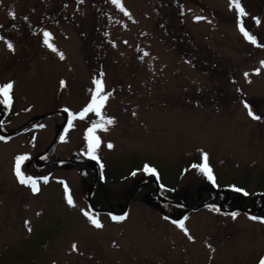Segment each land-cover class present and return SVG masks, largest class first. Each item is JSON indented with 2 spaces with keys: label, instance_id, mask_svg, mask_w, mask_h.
<instances>
[{
  "label": "rangeland",
  "instance_id": "obj_1",
  "mask_svg": "<svg viewBox=\"0 0 264 264\" xmlns=\"http://www.w3.org/2000/svg\"><path fill=\"white\" fill-rule=\"evenodd\" d=\"M241 5L243 17L230 0H0V85L13 84L10 105L0 95V127H25L0 139V264H260L264 206L233 209L264 193V0ZM101 73L111 95L100 115L79 118ZM93 122L104 125L98 160L88 155ZM204 153L214 183L199 171ZM84 155L91 169L104 164L105 181ZM18 156L29 175L44 174L39 192L15 181ZM146 165L162 196L142 181ZM175 201L190 210L171 217ZM111 205L126 218L99 211Z\"/></svg>",
  "mask_w": 264,
  "mask_h": 264
},
{
  "label": "snow or ice",
  "instance_id": "obj_2",
  "mask_svg": "<svg viewBox=\"0 0 264 264\" xmlns=\"http://www.w3.org/2000/svg\"><path fill=\"white\" fill-rule=\"evenodd\" d=\"M82 2V0H81ZM113 3L115 4H119V0H112ZM121 9H123V5H120ZM230 7H234L237 11L239 16L243 17L245 15H247V13L245 12V9L242 7L241 5V0H230ZM124 14L125 15H130L126 10H124ZM14 17V13L11 14ZM197 20H201V19H205L204 17H196ZM257 23H260L259 19H256ZM240 31L243 33L244 37L249 40L251 43L255 44L256 43V38L250 34L249 31H247L244 27V25L241 23L240 24ZM51 36L52 34L50 32L45 31L43 33V37H44V44L49 47L50 49H52L53 51H56V48L54 46V44L51 42ZM8 48L9 49H13V45L11 43H8ZM60 58L63 59L64 54L63 53H59ZM144 55H148V53H144ZM141 59H143V57H141ZM247 75V73L245 74ZM101 78L100 79H94V84H95V91H93L92 93V97H91V101L90 103L78 114L79 118H83L87 113L90 112H95L97 115L101 114V108L103 107V105L105 104V102L108 100V98L110 97L111 93H104V89H103V73L100 74ZM13 87V84L11 82H9L6 85H0V95L3 96V101L2 103L5 105H10L11 103V96H10V92L11 89ZM247 107V105H246ZM65 111H68L67 109H65ZM135 114V113H133ZM249 115L252 116L253 119H261L260 116L258 115H253L252 111L249 109ZM77 116L72 115L71 113L69 114V120H68V127L71 128L72 127V121L74 119H76ZM2 123V122H0ZM106 123L108 125H111L114 123V120L112 118H108ZM97 128H104L103 124H98L96 122L92 123V126L87 130L88 132V155L94 159V160H98V157L96 156V149L99 147L100 144V140L99 137H97L95 135V131ZM106 130V128H105ZM0 139H3V137H0ZM61 139H63V137H61ZM109 148L112 147L111 144L108 145ZM27 159V156H18L16 157V161H15V167H14V171L15 174L17 176V178L19 179V182L21 184H30L31 185V190L36 193L39 192V187L37 184V181L35 179H33L32 177H25L24 173L21 171V164L24 160ZM101 168H103V165H100ZM199 171L205 175L207 177V179L209 181H212L213 183L215 182V177L213 176V172L212 169L209 167L208 165V154L204 153L203 154V163L200 164L199 166ZM144 171L150 173V174H155L156 173V169L149 167V166H145ZM135 174V173H133ZM45 182L47 181V178H44ZM238 192H242V189L236 188L235 189ZM245 195H247V193L245 192ZM68 203L71 205L73 203L71 196H68ZM86 216H88L90 222L97 228H101L103 225L100 223V221L96 218V216L93 215H89L87 212L85 213ZM237 214L236 213H232L233 218H235ZM126 218V216H112L113 220H117V221H122ZM185 219H187L185 217ZM251 219L256 220L258 219L257 217L253 216L251 217ZM261 222H264V218H261ZM27 223V222H26ZM176 223V222H174ZM178 227H180L182 230H184L185 234L188 233V229L185 228L184 225V221L181 220L178 222ZM29 231H31V228L28 229ZM189 239H192L191 236L188 237ZM73 250H76V245L74 244L73 246ZM260 264H264V258H261Z\"/></svg>",
  "mask_w": 264,
  "mask_h": 264
},
{
  "label": "flooded vegetation",
  "instance_id": "obj_3",
  "mask_svg": "<svg viewBox=\"0 0 264 264\" xmlns=\"http://www.w3.org/2000/svg\"><path fill=\"white\" fill-rule=\"evenodd\" d=\"M25 127H20V128H18L17 130H15V131H13V137L14 136H16V135H18V134H21L22 132H23V129H24ZM84 162H86L88 165H89V160L88 159H84ZM91 163V162H90ZM97 169V168H96ZM89 170L92 172H96V179L94 180V182L97 180V175H98V170L96 171L95 169H91V166L89 165ZM21 171L24 173V175H25V177H32L33 179H35L36 181H37V183L38 182H40L41 180H42V176H44V174H41V175H39V176H36V175H29L27 172L28 171H24L23 169H21ZM13 172H15L14 170H13ZM14 177H15V181L17 182V183H19L20 185H22V186H24V187H28V185H25V184H21L20 182H19V179L17 178V176H16V174H14ZM17 179V180H16ZM157 193H158V191H157ZM230 197V196H229ZM258 198L260 199L259 201V203H254V204H252V205H250V206H245V207H242V206H237V209H233V211H237V212H239V211H244V212H247L248 211V213L250 212V213H253L254 211H256L257 209H261V208H263V206H264V193H261V192H258ZM222 201V200H221ZM220 201V202H221ZM256 201V198H255V200H254V202ZM215 202V200H211V199H204V198H201L200 200H199V203H198V206H200V207H205V206H208L210 203H214ZM175 203L176 204H178V205H181V206H177V208H179L178 209V212H177V216H171V217H175V218H178V217H180V216H178L179 214H181V215H183L182 214V212H187V211H189L190 209H189V207H187L186 205L185 206H183V204H185V202H181V201H175ZM125 208V207H124ZM176 208V209H177ZM191 208H194V207H191ZM101 210H103V211H106V212H110V211H115V208H114V206H109V207H107V206H102L101 207ZM123 209H121V210H119V211H122ZM192 210V209H191ZM227 210V209H226ZM103 211H100V212H103ZM116 213L118 212V211H115ZM167 212V211H166ZM237 212H235V213H237ZM109 219H112L110 216H109ZM106 237L108 238V239H110L111 240V243H110V245H111V247H114L115 245H116V240H117V238L119 237L118 236V234L117 233H112V234H106ZM108 246V245H107ZM99 251L101 252V251H103L104 250V248H103V246L102 245H100L99 246Z\"/></svg>",
  "mask_w": 264,
  "mask_h": 264
},
{
  "label": "trees",
  "instance_id": "obj_4",
  "mask_svg": "<svg viewBox=\"0 0 264 264\" xmlns=\"http://www.w3.org/2000/svg\"><path fill=\"white\" fill-rule=\"evenodd\" d=\"M10 113H8V115H9ZM42 157V154H38L37 155V158H41ZM82 158H84V159H88V158H86L85 156H83ZM80 159V158H79ZM58 163H60V164H62L64 161L63 160H58L57 161ZM139 170H141V169H139ZM151 177H152V175H150V174H146L145 176H144V181L143 182H147V181H150V183L152 184V181H153V179H151ZM144 183H139L136 187L137 188H139L140 186H142ZM154 184V183H153ZM26 185V184H25ZM28 186H30V184H27ZM135 187V188H136ZM209 189V191L211 192V193H215V191L217 190V189H211L210 187L208 188ZM230 196V195H229ZM218 198V197H217ZM230 198V197H229ZM221 199H215V203H216V205L218 204V202L220 201ZM250 206V205H249ZM236 208V207H235Z\"/></svg>",
  "mask_w": 264,
  "mask_h": 264
},
{
  "label": "water",
  "instance_id": "obj_5",
  "mask_svg": "<svg viewBox=\"0 0 264 264\" xmlns=\"http://www.w3.org/2000/svg\"><path fill=\"white\" fill-rule=\"evenodd\" d=\"M3 116H4V112H2V114L0 116V121H1V119H2Z\"/></svg>",
  "mask_w": 264,
  "mask_h": 264
}]
</instances>
